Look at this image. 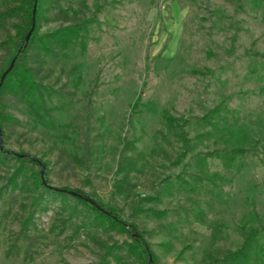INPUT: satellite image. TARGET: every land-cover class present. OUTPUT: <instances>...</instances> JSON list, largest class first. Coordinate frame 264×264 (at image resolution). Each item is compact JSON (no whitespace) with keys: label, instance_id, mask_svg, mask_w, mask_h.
Instances as JSON below:
<instances>
[{"label":"rangeland","instance_id":"374dc122","mask_svg":"<svg viewBox=\"0 0 264 264\" xmlns=\"http://www.w3.org/2000/svg\"><path fill=\"white\" fill-rule=\"evenodd\" d=\"M84 18L86 32L26 58L55 89L46 95L54 125L7 93L0 111L17 121L3 120V149L45 161L47 185L119 208L155 264H264V230L246 258L224 259L243 241L240 226L264 222V0H42L38 32ZM12 54L0 45V66ZM87 132L84 170L76 158ZM178 132L189 149L176 163ZM17 163L0 160V264H141L121 246L126 233L71 196L40 194L37 165L25 162L9 184ZM137 202L160 213L133 212Z\"/></svg>","mask_w":264,"mask_h":264},{"label":"trees","instance_id":"16d2710c","mask_svg":"<svg viewBox=\"0 0 264 264\" xmlns=\"http://www.w3.org/2000/svg\"><path fill=\"white\" fill-rule=\"evenodd\" d=\"M42 0H36V12H35V26L31 32V35L27 42H25L24 38L27 31L31 25V11L34 0H0V27L6 30V24L9 20H13L12 25L15 29L13 35L6 34L5 40L0 42V45H6L8 48V43L12 44L13 54L6 59V63L3 66H0V76L2 72L7 68L11 59L15 56V61L11 70L6 74L1 86H0V100L1 97L7 93H12L16 96L25 97L28 100L36 103L40 110L42 111L43 117L47 120L50 126L54 125V115L50 112V108L48 107L46 95H51L55 89L49 85L43 83L37 76L35 75V70L33 66H31L27 61V55L29 53V49L35 48L39 46L43 49V51L47 52L48 54H53L55 51L53 50L52 43H58L61 45H66L69 43L73 37L78 34L80 31H87V24L92 21V18H84L80 19L76 22L66 24L64 26H59L54 30L40 34L38 32L39 28V12H40V2ZM139 101V96L134 100L132 104V108L136 107ZM167 119H171L172 116L167 115ZM11 120L17 121L16 118L12 115H9L7 118L0 111V129H1V138H2V145L5 138V126L3 120ZM178 121V128H181L182 123L184 120L182 118H177ZM181 131V130H180ZM183 147V152H181L175 162L178 163L179 157L184 154L189 149V142L185 135L181 132L177 133ZM232 152L235 153H243L244 150L241 148L233 149ZM8 155L14 157V159L18 162L17 165L14 167L11 177L8 179V183L15 185L16 177L24 171L26 168L25 162L31 163L33 165L38 166V171L36 174L31 176V181L35 189H39V193L48 194L50 191L56 195L60 196H71L73 197L78 203L85 205L89 210L94 213L93 220L97 224H101L108 229H115L118 228L122 232L126 233L130 241L125 242L123 245L125 251L127 253L135 255L141 262V264H155V256L149 246V243L144 238L143 233L141 230L138 229L137 225L132 222L128 221L124 218L123 212L107 203L100 200H96V202L102 206L104 209L108 210V214L98 210L95 206L90 204L86 199L73 196L68 194L67 192L58 191L55 189H50L42 182V178L40 175V170L42 165L46 169V162L42 161L40 158H37L35 155H31L25 152H14V151H5V149L0 148V160ZM91 150L89 146V135L88 132L85 134L84 141L82 143V153L76 158L79 162V165L84 170L88 169V162L90 159ZM121 166H118V170H121ZM44 180L47 183V176L46 172L44 173ZM117 187V186H116ZM62 188L66 189H73L79 192L82 195L88 196L83 190L77 187L69 188L67 186H62ZM151 201L153 197L151 196H143L138 197V201ZM77 210L76 206L74 205L73 211ZM137 210H147L152 211L153 213H160L157 210L152 208H142L139 206L137 202L133 208V212ZM264 230V222H260L255 227H245L240 226V231L243 235V241L241 245L233 251L226 252L227 260H237V259H244L246 258L251 245L255 242V237L258 235L260 231ZM136 234V235H134ZM120 247V245H116ZM113 247L112 245H106L105 253H110V249ZM149 256L152 257V261H149Z\"/></svg>","mask_w":264,"mask_h":264},{"label":"water","instance_id":"95a60500","mask_svg":"<svg viewBox=\"0 0 264 264\" xmlns=\"http://www.w3.org/2000/svg\"><path fill=\"white\" fill-rule=\"evenodd\" d=\"M35 12H36V0H34V3H33V6H32V11H31V25H30V28L29 30L27 31L26 35H25V42L28 41L30 35H31V32L32 30L34 29V26H35ZM15 56L11 59L9 65L7 66V68L2 72L1 76H0V86L6 76V74L11 70V68L13 67V64H14V61H15ZM0 148L3 149L2 147V138H1V129H0ZM4 150V149H3ZM5 151H9V150H5ZM43 173H44V166L42 165V168H41V171H40V175H41V178H42V182L45 184V186L49 187V188H52V189H55V190H58V191H62V192H67L68 194H71L73 196H79V197H82L84 199H86V201H88L90 204H92L93 206H95L98 210L104 212L105 214H108V210L104 209L102 206H100L96 200L92 199L91 197L89 196H86V195H82L80 194L79 192L73 190V189H66V188H62V187H53V186H49L46 184L44 178H43ZM136 235V234H134ZM151 256H149V261H151Z\"/></svg>","mask_w":264,"mask_h":264}]
</instances>
